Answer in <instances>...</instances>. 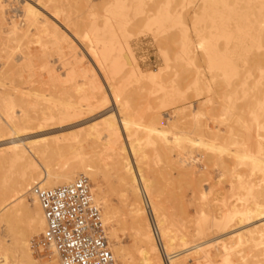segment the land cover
I'll list each match as a JSON object with an SVG mask.
<instances>
[{
    "label": "bare ground",
    "instance_id": "1",
    "mask_svg": "<svg viewBox=\"0 0 264 264\" xmlns=\"http://www.w3.org/2000/svg\"><path fill=\"white\" fill-rule=\"evenodd\" d=\"M31 1L30 3L24 1L21 5L22 22H24V25L21 27H25V29H21L20 25L17 26L11 21L13 26L11 29H8L10 31L7 33V40L14 43H25L23 41L24 39H37L36 41L40 42L41 39L47 37L51 42V48L53 47L52 51L54 50V53L58 54L60 59L64 56H68L71 62L70 64L74 65V67H68L64 75H59L55 70L48 67L46 63L45 67L47 68L46 73L49 78L48 82L53 83L52 86L54 90L59 89V91L62 90L68 94L67 100L62 103L54 104L52 107L48 108L36 109L33 107L32 115L28 113L23 115L19 122L13 121L7 111L0 107V169L6 167L8 171H13L10 176H2L0 178V259L3 262L1 263L35 264L31 253L29 235H33L38 231H43L45 223L41 209L31 193L34 186L38 185L43 188L53 189L69 185L81 178V176H85L96 188L95 191H97V194H95L94 198L95 203L96 201H102L104 203L102 217L104 224L106 221L107 223H111L116 217L115 210L106 205V202L103 201L102 198L101 189L98 188V183L101 181H99V178L106 171H111L116 178L115 182L119 188V196L126 208L125 215L127 212L128 223L134 233L135 247H133L138 255L139 264H188L189 261H201L202 264H213L216 257L222 259V264H229L232 242L235 241L238 245L252 242L253 239L249 238L253 236L252 234L255 235V233L260 234V237L264 238V151L258 146L259 144L257 145L256 153L251 152L249 148L243 150V143L239 146L240 149L242 148V151H240L238 147H235L238 150L234 151H229L228 149L229 153L231 152L232 155L230 154L231 156L226 157H228V159L232 157V159L237 162L236 164L245 165L244 168L247 166L248 169H246L249 172L247 176L249 179L246 180L244 178L246 175H237L236 181L239 189L235 193L229 190V192L233 194L230 195L228 192L226 197H221L218 192L212 194L211 199H209L210 197L207 198L206 195L210 191L206 194L203 189H197L196 194L194 192L195 195H192L191 192L194 191L193 188L190 193L195 197L191 198L197 200L200 197L199 200L202 201L201 205H198V203V206H196L197 216H195L196 219L199 218L197 220L196 230L190 228L195 231V234L191 235V231L190 233H188L189 231H180V235L174 234L173 231L176 230H171L170 220H167L169 217H166V213H163L166 211L162 209V194H160L159 191L157 192L158 189H156L155 184L154 187L156 190L152 187V184L148 181V175L145 176L144 166L145 161H148V156L145 153V149H143V151L142 148L136 144L137 140L135 136L137 135V130L142 128L146 134L145 142L147 146L149 145V147L152 148L151 150L154 152L157 159L164 156L171 163L173 162V165L178 163L181 168L185 169V165L183 166V164L186 159H179V161L173 159L174 156H172V153L174 150L176 151V148L181 150V152L184 151L186 155H191L193 152H189L188 148L191 149V147L195 148L196 146L203 148V150L207 149L208 151L211 150L212 152L222 154L227 151L226 141H229L232 136V129H228L230 131L228 132L229 135L225 137L219 132H214V130L210 129L207 125L203 123L198 124L196 122L197 110L194 109L191 104L186 107L185 101L187 99L184 97L185 94L180 93V85L178 84V87L176 85V83H179L177 82L178 77L176 83L174 82L175 77L173 76L174 81L171 78V86L170 80L166 84L161 81L164 79L162 78V73H164L165 69H168V65H170L172 61L171 59H164V70L159 69L155 72L152 71L144 74L137 65L131 49V35L126 31V26L122 22L116 20L110 21L106 18H102L98 23L91 22L88 25V29L84 31L82 29L80 30V28H82L81 25L80 28H78L79 23L76 20L73 23L72 18L65 13L66 10L62 8L63 0ZM136 1L137 7L143 8V0ZM225 1L227 0H200V4L203 12H205L211 5L216 6L218 4H223ZM1 10L2 8L0 9V14H2ZM227 10L230 12L231 17H236L235 19L232 18L234 29L229 31L220 30L218 31L217 38H212L211 36H205L203 31H199L197 27L195 28L197 44L194 43V45L196 44L195 47L201 51V57L205 59L207 68L211 73H219L226 77L227 80H230L237 74L239 75L240 72L239 70L237 73L234 66L235 64L233 65V56L236 53L234 50V52L231 51L229 54H226L225 51L221 52V48H218L219 50L217 49L216 42L222 40L226 46L233 44L232 46L239 47L242 50L247 47L253 50H264V0H232V5L227 6ZM218 16H220V19L218 17L219 22L217 25H215L216 23L214 24V27L217 28H215L216 30L224 25L222 22L223 19L221 18L223 15ZM195 19L196 25L200 23L198 18L195 17ZM145 21L148 23L149 27H152L153 31V28H156V31H158L163 28L164 24L178 23L180 20L179 17L170 14H161L159 11L153 15L150 20L147 19ZM76 22L77 25L75 24ZM155 35H157V33ZM78 39H85L90 42V45L87 43L88 47L86 44L84 47L88 50L86 54L92 61V65L90 64L92 68L87 65L85 66L84 60H86V56L79 48V45H77V42L79 44ZM192 47L187 32L182 33L181 46L179 47V52L175 54V59L183 61L182 63L185 62L188 67L196 66L195 63L197 64L198 61L196 54L192 51ZM79 49L80 51H77ZM255 55L252 56L251 62H253L255 58V63H253L260 64L262 62H260V60H263L264 57L262 58V56L264 55L261 56L262 59H260L258 54L256 57ZM242 58L243 60L245 59L244 57ZM258 59L260 60L258 61ZM64 60L61 59V62L63 63ZM169 61L170 63L168 64ZM256 66L258 70L262 69H260L258 65ZM169 68L171 69L170 66ZM251 69L253 70V68ZM195 70L196 68L194 71ZM244 70L246 71V69ZM11 71L12 70L9 69L6 74H9ZM193 73L194 72L188 75L190 82L187 87L186 85L185 87L187 90L198 92L199 80L198 77L195 76L196 72L195 74ZM216 73L213 74L216 76ZM260 73L261 77L264 78V72ZM197 74L199 76V73ZM101 78L105 86L101 84ZM132 79L137 80V84L140 83L139 80L153 82L152 85H156V88L158 85L160 90L163 91L161 92L159 90L160 94L163 95V97H161V104L164 105V107L171 108V110L173 109V116L167 121V124L163 123L162 117L159 114L150 115L148 120L146 119L147 122L145 125L133 121V116L131 117L129 110V99L131 97L128 98V94L130 90L128 94L126 91L132 88ZM154 82L159 83L155 84ZM263 83L264 82L260 81L262 85L261 89L264 90ZM167 84L169 88H166ZM178 88L180 89L179 91ZM166 89L168 91H166ZM206 89L210 92L208 87H206ZM247 89L248 87L246 90ZM258 90H256V92H258ZM259 91L262 92V90ZM244 92L245 91H243V93ZM251 92L252 93L245 92L244 96L246 97L249 94H253V99L256 101L259 96H257V93L254 94L253 91ZM37 95L29 94L38 104L50 102L48 96L41 94ZM255 95L257 98H255ZM252 97L250 96V98L247 97L248 100H243V102L247 104V106H243L245 108L247 107V111L249 110V99ZM261 98L258 99L257 102L261 100ZM157 99H160V97ZM232 100L234 99L231 98V101ZM244 103H241V105ZM252 105L253 104L249 107ZM262 105L258 104L256 109L253 106L255 110L251 107L253 111H251L250 108L251 115L249 116L256 120V115L258 114L256 111L264 110ZM187 108H189V111H187ZM233 110L236 109L233 108ZM263 113L262 115H264ZM3 115H6V119L3 118ZM260 115L258 114V116ZM240 118L244 119V117ZM261 120H264V118ZM229 121L231 122L233 120ZM223 122L224 121H222V123ZM247 122L249 121L247 120ZM257 124L260 125V122H257L256 126ZM261 124H263V122H261ZM240 127L242 129V126ZM249 127L247 130H252V127ZM261 129H263L264 132V126H262ZM238 134L239 133H237V135ZM256 135H258V133ZM4 137H7V139H1ZM233 137L235 136L233 135ZM237 140L235 142H237ZM235 142H233L232 145L237 144ZM253 143L256 144L254 141ZM260 144L262 145L263 143ZM3 147L4 149H2ZM250 148L252 149V147ZM253 148L254 151L256 148L254 146ZM176 155V159H178V154ZM217 158L218 157L215 159ZM206 159L210 160L211 158L207 157ZM161 160L158 161L160 162ZM206 162L208 164L210 161ZM228 163L229 162L224 161V159H217L215 164L225 170L228 169ZM207 164L206 166H209ZM215 164L214 166H216ZM148 165L146 166L148 167ZM178 165L177 168L181 169ZM190 171L188 169V172ZM146 173L149 174L148 171ZM181 173L184 174V172ZM152 178L154 179V177ZM196 185L195 187H197ZM27 193H31L33 196L32 198L35 202L34 213L31 212L24 201V197ZM196 195H198V198ZM232 197L235 199L236 204H228L223 199L225 198L227 200ZM229 200L228 202H230ZM185 202L187 201L185 200ZM185 202L183 203L184 206ZM218 202H222V206L219 207L218 205L220 204L217 205ZM188 206L186 204V207ZM177 208L180 207L178 206ZM187 210L189 211L190 209ZM182 212L183 210L179 212L180 216L184 214H182ZM216 212H219L218 216H216ZM192 214H194V211ZM183 216L181 217L183 218ZM190 218H188V220ZM209 218L214 221L209 223ZM192 220L193 219H191V221ZM182 222L183 221H181V224ZM172 225L174 226V224ZM178 226H180V224H178ZM1 232H3V237L1 236ZM109 234L111 238H116V230H113L112 226H110ZM246 236H248V238L244 241L243 239H245L244 237ZM213 244L216 245L215 247L219 246V251H217L216 255H212L208 251ZM241 245H239L238 248L243 247ZM113 252L114 259H117L122 264H138L131 251L119 246L117 243L113 246ZM55 264H59L57 260ZM238 264H247V262Z\"/></svg>",
    "mask_w": 264,
    "mask_h": 264
},
{
    "label": "rangeland",
    "instance_id": "2",
    "mask_svg": "<svg viewBox=\"0 0 264 264\" xmlns=\"http://www.w3.org/2000/svg\"><path fill=\"white\" fill-rule=\"evenodd\" d=\"M24 1L30 3L31 0H0V9L2 8V10H1L2 14H0V31H1V33H0V107L5 109L7 111V113L9 114V116L12 118V120L15 122H19L23 115H25L27 113L31 114L33 111V107L36 109L48 108V107H52L54 104H59L65 100H67L68 94L66 92H64L62 90L59 91V89L54 90L53 86H52L53 83L48 82L49 78H48V74L46 73V69H47L45 67L46 63L48 64V67L55 70V72L59 75H64V72L67 70L68 67H74V65L70 64L71 62L69 61L68 56L67 57L64 56L63 58H61L63 60L65 58L63 63L61 62L60 56L58 54L54 53V50L52 51L53 47L51 48V42L49 41V38H47V37H44L43 39L40 38L41 39L40 42L36 41L37 39L36 40H33V39H30V40L26 39L25 40L24 39L23 41L25 43H20V42L14 43V42H10L9 40H7V33L10 31L8 29H11V27L13 26L11 24V21H13L17 26L20 25V27L22 25H24V22H22L23 16L21 13L22 12V6L21 5L23 4ZM31 2H35V0H32ZM136 4H137L136 0H63L62 1V8H63V10H66L65 13L70 18H72L73 23L75 20L79 23L78 28H80V25H81L82 28H80V30L82 29L85 31V29H88V25L91 22H97L98 23L101 21L102 18H106L110 21L116 20V21H119V22H122L123 24H125L126 31L131 35L130 46H131V49L133 51L136 63L144 74H147V73L152 72V71L155 72L159 69L164 70L165 69L163 67V66H165L164 59L165 58L171 59L172 60L171 63H170V61L168 62V64L170 63V65H168V69H165L164 73H162L163 74L162 78H164V79L161 81H163V83L166 84L170 80V86H171V78L173 80V78L175 77V79H174L175 81L174 80L173 81L176 83L177 77H178L177 82H179V83H176V85L178 87V84H179L181 90L178 88V91L180 90L179 91L180 93L185 94L184 97H185V99H187L185 101L186 107L189 106V104H191L194 107V109L197 110L196 122L198 124L203 123L204 125H207L210 129H213L214 132H219L221 135H223L225 137H227V135H229L228 132H230V131L228 129H232L231 134L232 133L233 134L230 137L229 141H226V146H227L226 152L227 153L224 152L222 154H219L217 152L216 153L212 152L211 150L210 151H208L207 149L203 150V148L196 146L195 148L191 147L192 150L190 148H188L189 152L193 151L191 154L192 155V157H191V155H186V154H184V151L181 152V150L176 148V151L174 150V152L172 153V156H174L173 159L175 161H179V159L180 160L186 159L183 166L185 165L184 167L187 170H185L184 168H181V166L178 165V163H176V164L178 166H180L181 169L177 168L176 164L173 165L174 163L173 162L171 163L164 156L161 157L162 160H161V158L157 159L154 155V152L151 150L152 148L149 147V145L147 146V144L145 142L146 134L144 133L142 128L137 130V135L135 136V139L137 140L136 144L140 148H142V150L145 149V153L148 156L147 157L148 161H145V166H144L145 167V174H146L145 176L148 175L147 176L148 181L152 184V187L155 189V187H154V184H155L156 189H158L157 192L159 191L160 194H162L161 195L162 199H163L162 200L163 204L161 203L162 209H163V211L164 210L166 211V212H163L164 214L166 213V217H169L167 220L168 221L170 220L169 223H170V227H172L171 230H176L173 232H174V234H177V235L181 234L180 231L181 232H188L189 231L188 233H190V231H191L190 234L194 235L195 234L194 230H196V226H197L196 224L198 222L197 220L199 219V218L196 219V216H197L196 206L201 205L202 201L199 200L200 197L198 198L197 197L198 195H196V197L198 198L197 199L198 201L195 200V198H191V197H195L192 195L196 194L197 189L198 190L203 189L206 194L210 191L207 194L208 196L206 195L207 198L210 197L209 199H211V195L214 193L216 194L219 192L218 194H220L221 197L222 196L226 197L228 195L229 190L230 191L232 190L231 192H234V193L237 192V190L239 188L237 187L236 176L237 175H240V176L246 175V177L244 176V178L246 180H248L249 178L247 175H249V172L247 170L248 169L247 166L244 168L245 165L236 164L237 162L234 161V159H232V157H229V159H228V157H226V156L232 155V153L231 152L229 153V151H234V150L240 149L239 146H241L242 143H243V146H242L243 150L249 148V150L251 152L256 153L257 147L259 146L264 151V146H263L264 145V132H263V129H261V127L264 126V120H261L264 118V115H262L264 110L256 111V113H258L259 115L261 114L260 116H258V114L256 115V113H255V115L257 116L256 120H254L253 117L249 116V115H251V111H253V109H254L253 106L256 109L258 104L264 105V95H263L264 90L261 89L262 85L260 84V81L264 82L263 81L264 78L261 77V75H260L261 74L260 72H264V67H263L264 66L263 65L264 64V58H263L264 56H262V55H264V50H261V49L253 50V49H249L248 47L242 50L239 47L232 46L233 44L226 46V44L222 40H218L216 42V45H217V49L221 48L220 49L221 52L225 51L226 54H229V52H231L233 50L235 51L236 54L233 56V65L235 64L234 66L236 68L237 73L240 70L239 75L237 74L235 77L231 78L230 80H227L226 77H224L223 75H220L219 73H216V72L211 73L208 70L207 63H205V59L204 58L202 59V57H201V51L195 47V45L197 44V42H196L197 37L195 34V28L198 27L197 29L199 31L202 30L203 34L205 36H211L212 38H215V37L217 38L218 33H219L218 31H220V30L229 31V30L234 29V25H232V18L235 19L236 17L235 18H234V16L231 17L230 12L227 10V6L232 5V0H227L223 4H218L216 6L211 5L208 9H206L205 12H203V10H202L200 0H143V4H144L143 8L137 7ZM159 11L161 14H170L172 16L179 17L180 21L178 23L164 24L163 28L161 30H158V31H156V28H153L154 29V31H153L152 27H149L148 23L145 20H147V19L150 20V18ZM218 15H223V17H221V18L223 19L222 22L224 25L221 28H218V30H216L217 28L214 26L217 25V23L219 22L220 16H218ZM146 17H149V18H146ZM195 17L198 18V20L200 22L197 25L195 24V20H196ZM218 17H219V19H218ZM77 22L75 23L76 25H77ZM83 27H84V29H83ZM23 28L25 29V27H21V29H23ZM185 32H187V35H188L189 39L191 40V45L193 46L192 51L194 54H196V57H197L198 63L197 64L195 63L196 66H189L188 67V66H186L187 64L185 62L182 63L183 61L175 59V54H177L179 52V47L181 46L182 33H185ZM156 33H157V35H155ZM78 41H79V44L77 42V45H79V48L81 49V51H83V53H85V56H86V58H85L86 60H84L85 66L87 65L88 67L92 68V66H91L92 61L90 60V58L86 54V51H88V50H86L84 47V45L85 44L87 45V43H89L88 45H90V42L88 40L86 41L85 39L84 40L78 39ZM83 41H86V42H83ZM194 43H196V44L194 45ZM88 45H87V47H88ZM80 49L77 51H80ZM257 54L260 57V59L263 58V60L258 59V61L259 60H260V62L262 61L263 64H262V62L260 64H254L255 63L254 57H253L254 63L251 62L252 56L255 55V57H256ZM261 56H262V58H261ZM242 57H244L245 59L243 60ZM42 64H45V65H42ZM252 64H254L255 66ZM256 65H258L259 68L260 69L262 68V69L258 70L256 68L257 67ZM42 66H44V67H42ZM169 66L171 67L172 70L169 68ZM77 68H78V66H77ZM195 68H196V70L194 71ZM249 68L250 69L253 68V70L256 69L255 70L256 72L253 71L252 69L250 70ZM9 69L12 71L9 72V74H6V72L9 71ZM244 69H246L247 72ZM247 69H249V70H247ZM191 71L194 72L193 74H195V72H196L195 76L198 77V80H199L198 92H194L192 90L186 89L187 85L190 82L188 75L192 74ZM248 72H250V73H248ZM197 73H199V76ZM213 73L214 74L216 73V76ZM219 75H220V77H219ZM250 75H252V76H250ZM240 77H241V79H240ZM132 80H133L132 88H130L126 91L128 94L129 90H130V93L128 94V98L131 97L129 99V103H130L129 104V107H130L129 110H130L131 117L133 116V118H132L133 121H135L136 123H139L141 125H143V124L145 125L147 120H148V117L150 115L159 114L162 117L161 119H162L163 123L167 124V121L169 119H171L173 116V109L171 110V108L164 107V105L161 104V100H162L161 97H163V95L160 94V92H159L160 88L158 87V85L156 88V85H152L153 82L146 81V80H144V81L139 80L140 81V83H139L140 85H139L136 83V82H138L137 80H135V79H132ZM100 81H101V84H103V85L105 84L104 81L102 80V78ZM142 81H143V83H142ZM257 81H259V82H257ZM157 83H159V82H157ZM157 83H155V84H157ZM134 84L137 86H135ZM165 84H163V85H165ZM229 84H231V85H229ZM185 85H186V87H185ZM152 86H154V87H152ZM206 87H208L210 89V92L207 91ZM247 87H248V89H247L248 91L246 90ZM166 88H169L168 84H167ZM258 88H259V90H262V92L259 91ZM157 90H158V92H157ZM256 90H258L259 93L256 92ZM166 91H168V90L166 89ZM243 91H245L247 93L248 92L252 93L251 91H253L254 94L257 93V96H259L257 98V96L255 95L256 96L255 98H257V100L260 99L261 97L263 98V99L261 98V100H259L257 102V100L254 101L253 94L252 95L249 94L251 97L253 96L251 99H249L250 100V102L248 103V109H249L248 111L249 112L246 110L247 107L246 108L243 107V106H247V104H245L243 102V100H246V99L248 100V98H250V96L248 95L245 97L244 96L245 92L243 93ZM124 92H123V94H124ZM161 92H163V91H161ZM231 93H232V95H231ZM29 94L46 95L50 98L49 99L50 102L44 103V104H41V103L38 104V103H36L34 98L29 96ZM124 97H125V95H124ZM149 97H151V98H149ZM159 97H160V99H157ZM231 98L234 99L235 101L234 100L231 101ZM130 100H131V102H130ZM134 101H135V103H134ZM230 102H232V103H230ZM241 103H244L245 105L244 104L241 105ZM251 104H253L251 106L253 109L251 107H249ZM263 105H262V107L264 109ZM233 108L236 109L237 111H239L240 113L237 112L236 110H233ZM250 108H251V111H250ZM241 109H243V110H241ZM187 111H189V108H187ZM227 111H230V112H227ZM244 113H245V115H244ZM228 116H229V118H228ZM233 117H234V119H233ZM240 117H244V119H242ZM3 118L6 119V115H3ZM250 118H251V121H250ZM229 120H233V121L230 122ZM247 120L249 122H247ZM222 121H224V122L222 123ZM228 121H229V123H228ZM257 122L258 123L260 122V125L257 124V126H256ZM261 122H263V124H261ZM230 123H231V125H230ZM239 125L242 126V129ZM248 125L250 127H252V130L251 129L247 130V128L249 127ZM238 126H239V129H238ZM245 126H247V127H245ZM240 129H241V131H240ZM237 133H239L238 134L239 136L237 135ZM257 133H258V135H256ZM233 135L236 137V140L238 139L240 141L237 140V142H235L236 140H235V137H233ZM240 136H242V137H240ZM257 136H259L260 138ZM5 138L7 139V137L1 138V139H5ZM231 138H232V140H231ZM260 139H261V141H260ZM233 140H235V141H233ZM253 141L256 144H254ZM233 142H235L237 144L232 145ZM260 143H263V144L261 145ZM244 144L245 145L247 144V145L245 146ZM251 145H253L256 148L254 151H253L254 148ZM230 146H231V150H230ZM4 147L2 149H4ZM235 147L236 148L238 147V149H236ZM250 147H252V149ZM228 149H229V151H228ZM241 149H240V151H242ZM176 154H178V159H176L177 158ZM179 154H180V156H179ZM206 156L211 158V159L207 160ZM216 157H218L217 158L218 160L224 159V161L229 162L228 163L229 164L228 169H225L226 171L224 169H222L221 167H219V165L217 166L215 164L217 161V159H215ZM158 160H161L160 161L161 163ZM206 161H210V162L207 164ZM206 164L209 166H206ZM214 164L216 166H214ZM146 165H148L149 168ZM201 166L205 169H203ZM170 167H171V169H170ZM146 168H148V169H146ZM188 169H189V171L190 170L191 171L188 172ZM156 170H157V173H156ZM147 171L149 174L146 173ZM165 171H166V173H165ZM186 171H187V173H186ZM181 172H184V174H182ZM223 172L225 175L223 174ZM12 173H13V171H8V168H6V167L1 168L0 169V178L2 176H10ZM227 173H230V174H227ZM189 174H191V175L193 174L194 177H193V175L191 176ZM218 174H219V176H218ZM101 176H100L101 179L99 178V181L100 180L101 181H100V183H98V185H99L98 188L101 189L100 191L102 192L101 194H102L103 201L106 202V205H108V207L115 210V215H116V217L112 220L111 223H107V221H106L105 222L106 225L104 224L106 227V235H107L108 243H109L110 249L112 250L111 252L114 255L113 246L115 243H117L119 246L130 250L132 255L135 256L137 263L139 264L138 258H137L138 255L134 250L135 249L134 248L135 247L134 246V244H135L134 233L129 226V223H128L129 221L127 219L128 218L127 212L125 215L126 208L124 207V203L122 202V199L119 196L120 192H119V188L117 187V184L115 182L116 178L111 171H109V172L106 171ZM164 176H167V177H164ZM188 176L189 177L191 176V177L189 178ZM81 177H85V176H81ZM152 177H154V179ZM227 177H229V178H227ZM149 178H151V179H149ZM88 181H89V179H88ZM89 184L91 187V193H92L93 197L95 198V194H97V191H95L96 188L91 184L90 181H89ZM231 184H233L234 186ZM195 185L198 188L195 187ZM186 186H187V188H186ZM229 186L230 187L233 186V187L230 188ZM193 188H194V191H192ZM190 192L192 193V195ZM194 192H195V194H194ZM231 192H229L230 195L233 194ZM221 193H223V194H221ZM230 195H229V197H230ZM163 196H165V197H163ZM32 197L33 196L31 193H27L26 196L24 197V201H25L27 207L31 210V212L34 213L35 212V202H34ZM183 199H184V201H183ZM192 199L194 200V202ZM223 199L228 204H232V203L236 204L235 199L233 197L229 198L230 200L229 199L226 200L225 198H223ZM232 199H233V201H232ZM185 200L187 202H185ZM228 200L230 202H228ZM182 201H183V203L185 202V206L182 203ZM180 202H181V204H180ZM96 204L100 207L101 212H102V217H103L104 203L102 201H96ZM186 204H187V206L189 204V206L186 207ZM218 204H220V205H218ZM180 205H182V206H180ZM217 205L219 207L222 206V202H218ZM178 206L180 208H177ZM177 209H179V210L181 209L180 211L183 210L182 214L184 213L185 215L184 214L183 215L185 217L183 215H181V216H183V218H182L180 216V213H179L180 211ZM187 209H190V210L188 211ZM193 211H194V214H192ZM189 212L190 213L192 212V213L190 214ZM170 213L171 214L174 213V214L171 215ZM218 213L219 212L215 213L216 216H218ZM188 215L190 217L191 216L192 217L190 218ZM179 218L181 221H183L182 224H181V221L179 220ZM188 218H190V219L188 220ZM191 219H193V220L191 221ZM172 220L173 221L175 220L176 224H175V221L173 222ZM213 221L214 220L211 218H209V220H208L209 223H211ZM177 222H178V224H180V226H178ZM187 223H188V225H187ZM172 224H174V226ZM110 226H112L113 230H116V238H114V239L111 238L110 234H109ZM182 226H183V228H182ZM185 226H186V228H185ZM190 228L191 229L194 228V230H191ZM41 232L38 231L37 233H35L33 235H29V240L31 242V245H32V241L35 240L36 238H38V236L41 234ZM1 234H2L1 236L3 237V232H1ZM252 235L253 236H250V238H249V239H253L252 242H247V243H244L242 245L239 244L243 247L238 248L239 245L237 244V242L236 243H235V241L232 242V244L233 243H235V244L234 245L231 244L232 252L230 253V263L229 264H238L241 262H247V264H264V238H261L260 234H257V233H255V235L254 234H252ZM251 237H253V238H251ZM244 238L245 239H243V240L246 241L248 236H246ZM5 240H7V239H5ZM215 246L216 245L213 244L212 247L208 249V251L212 255H216L217 251H219V246H217V247H215ZM236 247H237V249H236ZM31 250H32V248H31ZM31 253H32L33 260L35 261V264H55L56 263V258L54 256H49L46 253H40L39 254V253L33 252V250ZM0 262H2L1 259H0ZM116 262H117V264H122L117 259H116ZM188 264H202V263H201V261H199V262L189 261ZM213 264H222V259H220L219 257H216L214 259Z\"/></svg>",
    "mask_w": 264,
    "mask_h": 264
},
{
    "label": "built area",
    "instance_id": "3",
    "mask_svg": "<svg viewBox=\"0 0 264 264\" xmlns=\"http://www.w3.org/2000/svg\"><path fill=\"white\" fill-rule=\"evenodd\" d=\"M31 193L45 223L33 252L54 256L59 264H117L87 178L53 189L37 185Z\"/></svg>",
    "mask_w": 264,
    "mask_h": 264
}]
</instances>
